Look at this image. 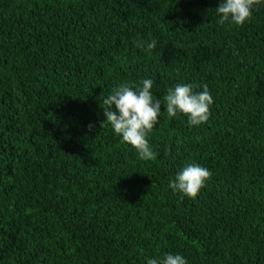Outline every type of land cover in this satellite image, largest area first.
Returning a JSON list of instances; mask_svg holds the SVG:
<instances>
[{"label":"trees","instance_id":"1","mask_svg":"<svg viewBox=\"0 0 264 264\" xmlns=\"http://www.w3.org/2000/svg\"><path fill=\"white\" fill-rule=\"evenodd\" d=\"M220 2L0 0V264H264V0L243 26ZM143 79L155 161L100 127ZM176 84L207 85L206 123L167 116ZM192 162L212 173L195 199L168 187Z\"/></svg>","mask_w":264,"mask_h":264},{"label":"clouds","instance_id":"2","mask_svg":"<svg viewBox=\"0 0 264 264\" xmlns=\"http://www.w3.org/2000/svg\"><path fill=\"white\" fill-rule=\"evenodd\" d=\"M262 0H221L215 8L219 17V25L243 26L252 19L253 10L261 4ZM137 48L146 51L155 50L157 40H137ZM154 81L143 79L137 83H120L103 99L102 110L105 120L100 127L110 125L114 134L121 138V143L130 145L138 153L140 159L155 161L157 152L149 143V133L159 123L161 114V100L152 92ZM166 112L169 118L183 114L191 126H199L210 118L213 104L212 95L207 85L202 91H195L193 84H176L167 90L163 97ZM93 127L88 125L89 130ZM212 177L211 171L195 162L182 168L170 180L168 187L183 196L195 199L206 182ZM146 264H188L186 258L179 253H165L163 256L150 258Z\"/></svg>","mask_w":264,"mask_h":264}]
</instances>
